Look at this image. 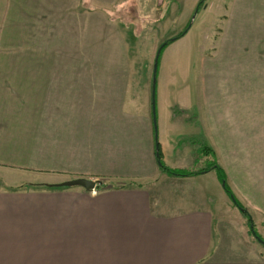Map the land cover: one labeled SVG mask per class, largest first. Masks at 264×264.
I'll use <instances>...</instances> for the list:
<instances>
[{"label": "crops", "instance_id": "obj_1", "mask_svg": "<svg viewBox=\"0 0 264 264\" xmlns=\"http://www.w3.org/2000/svg\"><path fill=\"white\" fill-rule=\"evenodd\" d=\"M172 1L165 12L177 14ZM220 13L230 26L226 39L219 33L224 60L211 85L202 81L191 90L186 83L175 105L194 110L192 138L198 140L183 152L195 161L210 146L248 214L214 168L177 177L174 195L166 181L163 202L155 199L153 185L164 175L157 129L150 108H130L149 103L131 93L130 68H94L90 55L71 52L55 58L27 52L14 65L4 52L0 264H264V0ZM80 34L87 40L92 31ZM76 178L97 185L54 186ZM233 205L247 216L252 235L244 248L226 242L231 229L222 232L221 222L229 219L224 212Z\"/></svg>", "mask_w": 264, "mask_h": 264}, {"label": "rangeland", "instance_id": "obj_2", "mask_svg": "<svg viewBox=\"0 0 264 264\" xmlns=\"http://www.w3.org/2000/svg\"><path fill=\"white\" fill-rule=\"evenodd\" d=\"M177 1L175 8L180 11L176 14L165 12L166 4L174 5L172 0H0V53L11 52L14 65L20 64L21 55L27 52L30 55L44 53L45 58L71 52L90 55L94 68H130L131 93L138 97L135 100L138 99V103L149 100L137 109L138 105L135 108L130 105L131 110L142 112L150 108L157 129L156 142L162 144V151L172 161L174 169L197 170L214 159L207 148L202 150L205 156L198 154L197 162L188 159L183 152L187 143L198 140L192 138L197 135L193 125L195 118H192L194 110L179 109L175 103L186 83L191 90L202 81L211 85L212 72L219 69L220 61L224 60V48L218 46L219 33L224 31L226 39L230 26L223 22L221 10L227 6L229 9L252 7L259 0H206L199 10L200 0ZM187 27L190 29L185 36L161 52L154 79L160 44ZM85 28L88 33L92 31L87 40L80 34ZM81 41L86 42L80 45ZM122 54L127 58L120 60ZM45 63L50 64L52 60ZM146 77L150 78L149 82ZM165 113L168 126H165L168 121L162 119ZM1 176H4L2 171ZM177 177L181 176L164 172L157 178L153 185L157 201L163 202L166 181L174 195L176 190L172 186L178 181ZM225 211L229 219L221 222L222 232L226 234L225 229L233 232L232 239L226 237V242L234 239L242 248L250 245L248 239L252 235L247 216L234 205Z\"/></svg>", "mask_w": 264, "mask_h": 264}, {"label": "trees", "instance_id": "obj_3", "mask_svg": "<svg viewBox=\"0 0 264 264\" xmlns=\"http://www.w3.org/2000/svg\"><path fill=\"white\" fill-rule=\"evenodd\" d=\"M205 2H206V0H200L198 2L197 10H199L202 5H205ZM188 30H189V28L187 27L183 31H181V33H179L178 35H176L173 38L167 39L166 41L162 42L160 44L159 48H158V50L160 49V54L163 51V49H165V47L167 45H169L173 41H176L177 39L183 37L188 32ZM160 54L158 55V58L160 57ZM205 147L209 151H211V153H214L210 146L206 145ZM212 156H213L214 160H213V163H212L211 167H209V168H203V169H197V170H189V169L187 170V169H182V168L174 169V168H171L170 166H168L165 163V161L163 160V156H162V152H161V149H160V145H159V143H156V157H157L158 165H159V167H160L162 172L174 174V175L181 176V177H187V176L197 175V174H200V173L208 171V169L214 168V169H216V171L218 173V176H219L221 182L224 185V189H225L226 193L228 194V196L230 197V199H232L234 204L244 214H248L247 209L239 202V200L236 198L235 194L233 193V191L229 187V185L227 183L226 175H225L223 169L220 167V165L216 161V158H215L214 154H212ZM248 217H249V215H248ZM249 220L251 221L250 217H249ZM252 229L254 231V234H255L256 238L257 239H261V237L257 234L255 229L254 228H252Z\"/></svg>", "mask_w": 264, "mask_h": 264}, {"label": "water", "instance_id": "obj_4", "mask_svg": "<svg viewBox=\"0 0 264 264\" xmlns=\"http://www.w3.org/2000/svg\"><path fill=\"white\" fill-rule=\"evenodd\" d=\"M159 54H160V49L158 50V55ZM157 66H158V56H157L155 67H154L155 68L154 69V79H155V73H156ZM154 84H155V82H154ZM154 88H155V86H154ZM96 185H97V181L87 179V178H76V179H71V180H67V181L55 184L54 186H56V187L82 186L87 190H92L96 187ZM258 240L262 241V239H258Z\"/></svg>", "mask_w": 264, "mask_h": 264}]
</instances>
